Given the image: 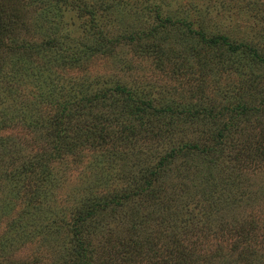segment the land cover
<instances>
[{"label":"rangeland","instance_id":"374dc122","mask_svg":"<svg viewBox=\"0 0 264 264\" xmlns=\"http://www.w3.org/2000/svg\"><path fill=\"white\" fill-rule=\"evenodd\" d=\"M21 1V28L14 42L18 48L0 51V67L8 74L1 79L0 71V139L10 147L9 154L0 156V264H69L65 257L74 248L76 212L91 194L100 197L99 192L105 198L113 192L127 195L118 211L105 210L93 228L88 225L79 233L93 249L92 264H157L164 257L155 251L135 261L134 254L126 253L128 236L134 233L127 207L135 202L144 213L157 207L146 192L135 191L163 157L169 160L162 175L153 179L161 212L144 225L146 230L156 237L159 213L169 225L167 214L172 212L184 243H198L195 251L201 262L196 264H264V164L258 166V158H250L257 152L264 159L259 140L264 137V115H237L236 130L242 132L234 139L239 140L222 145L216 161L188 159L182 153L168 156L173 148L187 153L186 144L209 145L213 130L222 128L213 123L209 127L202 118H181L176 110L198 113L205 106L247 102L252 112L262 103L264 63L252 61L247 51L240 53L245 56L239 61L220 57L195 31L225 34L235 43L247 41L264 54V0H74V5L59 0L53 25L42 14V3ZM182 18L191 21L193 31L179 23ZM165 32L171 39L163 44V52L155 51L153 43ZM134 33L137 40L129 41ZM50 35L57 37V54L70 47L68 36L75 40L74 48L97 53L91 56L88 50L73 61L65 53L51 63L55 50L42 45ZM43 75L48 87L55 85L52 94L61 103H78L84 95L94 97L121 82L134 96L176 108L150 113L149 119L133 118L124 107L127 95L106 91L73 119L64 120L73 148L59 140L58 152V128L49 125V118L57 121L61 113L49 89L36 84L35 77ZM28 109L38 112V118L24 115ZM97 115L102 122L96 121ZM30 160L32 172L26 173ZM43 175L54 180L45 187L44 205L24 187L43 183ZM200 178L204 183L195 190L192 185ZM35 203L42 206L41 215ZM208 205L211 212L202 208ZM158 249L166 251L163 241Z\"/></svg>","mask_w":264,"mask_h":264},{"label":"trees","instance_id":"16d2710c","mask_svg":"<svg viewBox=\"0 0 264 264\" xmlns=\"http://www.w3.org/2000/svg\"><path fill=\"white\" fill-rule=\"evenodd\" d=\"M33 2L39 1V3H42L39 7L42 10V14L44 15L45 19L48 21H52L50 24L53 25L55 23L54 17L57 13L58 8L56 9L57 2L59 0H32ZM70 1L72 5L76 4L74 0H68ZM128 1H134V0H128ZM24 2L21 0H0V51L4 50L8 46L14 48L15 50L18 48L15 46L14 42L17 39V32L20 30V23L21 20V14L20 9L21 5H23ZM78 9H81L78 7ZM168 19V18H167ZM165 22L164 18L161 19ZM179 23H182V25H185L188 27L189 30L193 31L192 23L191 21L185 20V18L178 19ZM57 28H55V31ZM197 34L200 35V41H202L205 46L207 45L210 48L214 49V53L219 55L220 57L225 56H232L234 61H239L243 59L245 55H241V52L247 51L245 54H248V57H251L252 61L254 62H261L264 63V54L261 53L257 46L252 45L250 42L242 41L239 43H235L234 41L230 40V38L225 34H214V35H205L203 31L197 30L195 31ZM54 34H56L54 32ZM130 35L128 37L129 41L134 42V40H137L138 37ZM138 36V35H137ZM169 39H171V35L169 32H165L162 36L157 38V41L153 43V49L155 51H162L164 43H166ZM68 40L70 42V47L66 48V52L68 53L70 59L79 60L83 56L84 53H86L88 50L89 55H94L97 53V50L88 49L86 51L80 50L79 47L74 48V44L76 43L75 40L71 41L70 37L68 36ZM57 43V37L56 36H49L48 40L43 43L42 45L46 46V49L49 50H55V46ZM12 45V46H11ZM42 46H40L41 48ZM74 48V49H73ZM43 48V50H46ZM96 49H100V47L97 46ZM80 50V51H79ZM41 51V50H40ZM65 53H58L55 50V56H53L51 59H49V62H54L56 60L62 59L65 56ZM1 79L4 77H7V72L2 70L0 67ZM36 78V84L38 85L39 89H44L47 87L48 93L53 97V102L56 104L57 108L60 110V113L56 118L57 121L54 120L53 116L49 118V125L52 128H58L56 131L57 136V143H56V149L59 152L60 149V141L65 142L68 145L69 149L73 148V145H71L70 142H68L70 136L67 133V126L64 124V120L73 119L78 112L82 108H86L87 105L92 101L93 98L101 96V93L107 92H113V91H120V95H127L125 98V101L127 102V105L124 107L127 108V111L130 113V115L134 118L136 116H143L148 117V115L151 113L152 116L155 114H158L160 112H167L170 110H174L175 108L172 107H159L158 105L154 104V101H151L148 97H141V96H134L133 92L127 88V86L123 85L121 82L114 83L113 85H110L109 88L106 89V91H102L100 94H96L94 97H88L84 95L81 97L80 102H70L67 101L65 103H61L59 99H56L54 95L52 94L53 90L55 89V85H51V87H48L45 81L43 80V77ZM46 86V87H45ZM98 101L100 100L97 99ZM114 100H118L117 98H114ZM88 101L87 103H85ZM58 103V104H57ZM92 106H98V103H92ZM123 107V108H124ZM215 107V108H214ZM221 108V109H220ZM178 109V108H177ZM220 109L219 111H217ZM229 109L231 111H229ZM217 111V112H216ZM261 112V114H259ZM154 113V114H152ZM176 114L180 115L181 118L191 117L200 119L202 118L205 120V125L214 124L218 126L219 124L222 126V128L216 130H213V134L211 135V138L214 141H210L209 145L199 146L198 144L189 145L186 144V146L190 149L187 151V153L182 152V148L176 149L173 148L168 156L176 157L177 154H185L187 158L191 156H195L196 159H205V162L208 163L209 161H216L215 156L222 151L221 146L224 144H231L235 141L239 140V138L234 139L237 132L241 130H236V128L240 125L236 124L234 122L237 115H245V116H253L255 113L257 114V117H260L264 115V99L262 103L258 107H254L251 112V106L247 102H241L239 104L230 106L226 105L223 107H216V106H205L203 111L200 109L198 113L196 111H188L187 109H178L175 112ZM259 114V115H258ZM18 115V114H17ZM24 115L38 118L39 113L36 111L29 110L24 112ZM152 116L146 118H152ZM228 116V120L225 119V117ZM256 117V118H257ZM96 121L102 122L103 117H100L99 115L96 116ZM242 118L238 119L236 122H241ZM58 126V127H57ZM98 128H101L97 126ZM211 127V125L209 126ZM101 133H104V130L101 128L99 130ZM105 135L109 138L111 137L114 141L116 139L115 137H112L111 133H105ZM120 137V135H118ZM60 140V141H59ZM261 141L262 149H260L261 153L264 154V137L262 139H259ZM5 144V141L3 139H0V156L9 154L10 153V147L3 146ZM260 144V143H259ZM183 145L182 147H184ZM258 153L256 152V156L250 155V158H258L255 162L256 165L262 166L264 164V159H261L260 157H257ZM51 153L45 155V158H50ZM169 159L167 157H163L159 160L155 168H151L147 171V174L143 175L142 180L140 181L139 188L135 192H146L149 198L152 200L151 202L157 201V207L150 209L147 213H144V211L140 208L139 205H137L134 202V205L130 204L128 208V219L130 224V227H133L134 233L130 234L128 236L129 242H130V248L126 247V253L128 255L134 254V261L138 257H144L143 260H145L148 257V253L150 254L152 251H155V256H163L164 258H159L163 260H158L157 264H160V262H166L167 264H185V262L196 264L197 262H201L199 257H197V251H195V248H197L198 244L196 241H193L190 245L184 243L183 236L182 235V229L179 226V222L177 219L176 214H172V212L167 214V218L170 220L169 225H164L165 221L163 218L162 213H159L160 219H157L159 222V225L157 226L158 231H156V237L154 235H151V233L146 230L144 225H147L149 221H151V218H153L154 214L157 212H161L160 201L157 200L156 196V189L153 186V179L160 177L163 173L164 165L168 162ZM32 160L25 163V165H29L26 169V173L29 171L32 172ZM189 163H186L188 165ZM164 166V167H163ZM163 167V168H162ZM189 168V166H188ZM18 170V169H16ZM21 170V169H20ZM22 171V170H21ZM9 171H7V177H11L13 174H9ZM0 176H2V173L0 172ZM44 176V175H43ZM204 177V176H203ZM48 177L44 176L43 183H31V184H25L24 187H29V190H32L34 192L35 200L39 201L38 199L42 200V205L46 204L48 201V192L45 190V187L49 184H53V179H47ZM202 178V177H201ZM200 178V181H195L193 183V187H195V190L201 183L203 185V181ZM13 179V178H12ZM113 179V178H112ZM189 184V183H186ZM34 188V190H33ZM189 190L191 192L189 195L191 196L194 193V190L190 187ZM44 191V193H43ZM187 191L186 185L182 188V192L185 194ZM99 192V191H98ZM100 197H97L95 194H91L85 201V203L79 207V210L76 212V219L74 222V230L75 233H77L74 238L71 240V242L74 245L73 249H69V252L66 255V260L70 261L69 264H92V257H91V247L89 245V240L83 238L81 235L79 236V233L81 234L85 228L89 226H94V224L101 218V215L106 210L111 209L113 212L118 211L120 208L118 205L121 203V199L123 196L127 194H119V192H113L111 195H107L106 198L103 196L101 192H99ZM187 195V193H186ZM92 196H95L99 199H94ZM186 197V196H185ZM186 199V198H185ZM186 204V203H185ZM187 205V204H186ZM208 205L204 208L205 212H211L207 211L208 209H211ZM35 211L41 215L42 212V206L38 203H35L33 205ZM77 209H75L76 211ZM104 215V214H103ZM97 218V219H96ZM165 226V231H162V227ZM187 228V227H186ZM188 234V233H187ZM154 238H156V241L154 242ZM159 241H163L165 243L166 251H160L158 249V243ZM134 251V253H133ZM163 252V254H162ZM161 254V255H159ZM197 257V258H196Z\"/></svg>","mask_w":264,"mask_h":264}]
</instances>
